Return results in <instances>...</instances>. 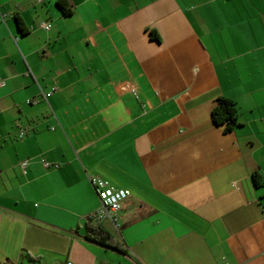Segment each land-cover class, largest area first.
Wrapping results in <instances>:
<instances>
[{
  "label": "crops",
  "instance_id": "1",
  "mask_svg": "<svg viewBox=\"0 0 264 264\" xmlns=\"http://www.w3.org/2000/svg\"><path fill=\"white\" fill-rule=\"evenodd\" d=\"M58 1L0 0V264H264V0Z\"/></svg>",
  "mask_w": 264,
  "mask_h": 264
},
{
  "label": "trees",
  "instance_id": "2",
  "mask_svg": "<svg viewBox=\"0 0 264 264\" xmlns=\"http://www.w3.org/2000/svg\"><path fill=\"white\" fill-rule=\"evenodd\" d=\"M58 6L62 9L65 15L72 14V10L67 0H59ZM16 20L19 26L24 32L23 19L17 14ZM213 121L216 125L225 126V131H232L239 123V110L237 104L232 99L221 97L218 100V104L214 107L212 111ZM264 182V177L260 173H255L253 175V183L255 187H260ZM87 238L100 245L112 248L119 252H125L126 249L120 239L116 234L108 231L102 226L96 225L93 220H89L87 223Z\"/></svg>",
  "mask_w": 264,
  "mask_h": 264
},
{
  "label": "built area",
  "instance_id": "3",
  "mask_svg": "<svg viewBox=\"0 0 264 264\" xmlns=\"http://www.w3.org/2000/svg\"><path fill=\"white\" fill-rule=\"evenodd\" d=\"M42 27L47 31L51 29L50 24H42ZM3 84V82H0V86H2ZM55 91L56 89H52L49 92H45L42 90L41 95L46 102H49V98ZM25 134V131L22 130L19 134L20 138H23ZM28 165L29 161H24L22 163L24 169H27ZM91 182L95 187L99 199L101 200L103 205L102 209L92 214L91 219L98 226H100L105 220H110L113 223L115 229L119 230L121 224L119 223L118 213L122 208L124 200L127 199L130 195V192L125 189H117L108 181L100 177H92Z\"/></svg>",
  "mask_w": 264,
  "mask_h": 264
}]
</instances>
